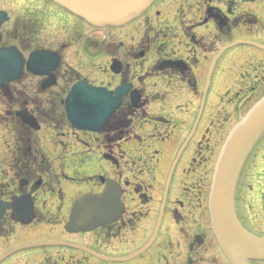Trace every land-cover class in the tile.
I'll return each mask as SVG.
<instances>
[{
	"label": "rangeland",
	"instance_id": "1",
	"mask_svg": "<svg viewBox=\"0 0 264 264\" xmlns=\"http://www.w3.org/2000/svg\"><path fill=\"white\" fill-rule=\"evenodd\" d=\"M201 1L222 6L219 0ZM241 1H243L240 4L241 10L253 12L263 22L249 34L243 31L246 35L243 38L264 44V0H255V3ZM201 5L199 0H154L139 18L122 28L99 31L95 27L83 26L79 31V40L84 38V47L89 49L101 35L107 36L105 38L107 42L115 40L116 33L121 36L127 47L141 40L143 30L145 36L155 38L159 34V29L166 28L167 32L163 31L164 36L159 42L154 41L145 58H140L132 64L131 72L137 76H143L152 60L161 53L169 57L194 59L196 62L193 64L198 86L195 93L176 77L171 79L165 75H156L144 79L145 85L159 97L152 100L149 106L141 107L139 116L134 119L135 123L147 119L136 128L140 133L139 138H133L138 137L137 134L131 136V139L121 141L115 149L116 152L123 153L115 156L127 169L122 170V180L128 179L132 183L130 185L128 182L125 183L128 189L126 188L123 198L127 206L120 221L111 227L113 232L109 231L106 234V231L98 230L75 236L65 231L64 221L70 201L92 189V184L96 185L93 180L89 182L87 179L100 172L111 177L117 176L119 174L116 167L102 157L100 148L96 145L91 147L93 144L91 141L86 143L75 136L74 129L59 128L54 131L53 123L39 116H36V119L42 128L38 132L22 127L15 114L19 109L25 108L34 114L38 108H43L48 112L49 118L51 114L62 118L61 109L56 104L51 111H49L51 106L42 105L40 100L44 95L38 94V89L32 83L27 84L30 92L27 97L36 101L31 103L32 105L24 104L23 101L17 102V98L27 100V97L21 96L18 91H12V96H9L0 90V182L11 179L12 172L8 164L19 154L16 149L25 148L31 138V145L37 148L41 146L47 157L53 161V171L60 174L58 183L67 203L58 225L34 221L28 225L15 226L13 234L7 240L9 246L43 241L80 240L86 245L95 243L99 251L109 255L124 256L139 249L152 237L161 198L167 191L160 227L154 241L144 253L129 262L85 258L82 264H187L188 256L193 258L194 264H229L210 227L208 194L213 168L228 131L264 93V90H260L259 94L249 100L245 98L241 103L244 91L240 89L252 82L264 69V50L248 44L232 46L223 52L210 71L212 53L207 54V57H201L198 50L191 52V45L182 28L183 23L196 14ZM195 31L199 35H208L212 27L207 23ZM70 45L65 52L66 66L79 68V71L89 70L88 65L85 68L79 64L75 45ZM101 58L106 59V55H102ZM84 61L88 62L85 59ZM99 66L95 70L94 80L97 78L100 82L110 83L113 74L108 68L103 67L104 61L101 67ZM12 85L15 87L16 84ZM202 96L205 97L204 106L199 121L188 139ZM239 106L241 113L236 116L235 107L238 110ZM220 116L229 121L227 133L226 130L224 133H218L225 124L223 120L220 125ZM159 118L167 120L169 125L154 121ZM245 167L240 179L248 180L252 188L246 194L240 191V194H243L241 205L246 202L252 206L247 211L251 216L247 225L263 234L264 202H260L259 195H264V139L254 148ZM4 171L8 173L4 174ZM169 177V186L166 190ZM7 183L10 182L7 180ZM95 187L98 190V186ZM38 204L44 206V212L56 215L57 206L60 204L58 194L43 195L39 198ZM175 209H179L180 214L176 221L173 215ZM197 234L204 236L202 243L196 242ZM189 243L195 245L193 252L188 248ZM62 248L64 247L59 245L32 246L19 249L8 259L15 260L14 263L25 259L39 263L46 252Z\"/></svg>",
	"mask_w": 264,
	"mask_h": 264
},
{
	"label": "flooded vegetation",
	"instance_id": "2",
	"mask_svg": "<svg viewBox=\"0 0 264 264\" xmlns=\"http://www.w3.org/2000/svg\"><path fill=\"white\" fill-rule=\"evenodd\" d=\"M219 1L224 7L213 4L212 2H201L202 5L198 9V12L188 18L186 22L183 21L182 28L191 45L190 51L195 52L198 50L201 57H207V54L215 53L222 45L228 42L237 38L246 37V35L243 34V31H246L249 34V32L255 31L258 23H260L259 19L251 12L245 11L241 13V10L237 9L243 1ZM244 1H250V3L256 2L255 0ZM144 22H146V19ZM148 23L150 24L149 21ZM207 23L212 27V31L208 33V35H199L195 29ZM83 26L89 25L79 17L69 13L65 8L54 3L52 0H0V49L9 47L14 48L20 53L24 60L35 50H52L57 52L60 60L58 67L50 73V77L54 80L53 86H45L44 88L43 86L46 85L45 81L48 77L31 74L26 70L25 65L20 78L16 82H13V84H16L15 87H13V85L11 86L10 83L6 88L0 90L5 94L10 93L11 96L12 91H18L21 96L27 97V95L30 94L27 84L32 83L41 94H44V98L40 100L42 105L58 104L61 106L63 104V98L70 89V86L77 81L87 80L91 85H102L109 90H112L119 84H132V88L123 97L121 107L110 119L107 126L99 132L76 131L79 136L82 134L84 139H88V141H91L94 145L100 148L102 150V155L105 156L109 154L108 157H110V163L113 167H116V171L119 174L111 177L106 173L100 172L87 179L89 182L93 180L96 184L95 186H98L97 188L99 191L103 188L105 181L110 178H113L119 183H127V179L122 180L121 175L124 167L118 160V157L115 156L116 154H122V152H116L115 149L119 146L121 141L131 139V136L136 134L138 137L133 138H139L140 136V133H138L136 128L141 122H134L135 117L139 116L140 110L133 109L131 92L134 89L137 90V101L140 105V109L143 106H149L150 102L159 97V95L145 85L144 79L147 76L165 75L171 79L176 77L182 80L195 93V91L198 90V86L193 71V64L196 62L194 59L189 60L180 57H169L161 53L152 60L143 76H137L131 72L132 64L140 60V58H145L154 41L159 42L164 36L163 31L165 33L167 32L166 28H164V30H158V38H154V36H150L149 38L146 37L145 31L143 30V35L145 37L142 36L139 42L127 47H125L127 44L121 40V36L116 33L114 35V38L116 39L108 40L107 42L105 41L107 36L101 35L99 40H96L94 44L90 45L89 49H86V47H84V38H82L81 41L79 40V31ZM98 30L102 31V29ZM257 31L259 33V30ZM69 45H75V54L79 57V64L85 68L88 65L89 70L83 71L81 69L82 71H79V68L66 66L65 52ZM102 55H106V59L101 58ZM108 57L109 62L106 63ZM83 58L88 62H85ZM113 58H117L121 62V71L116 75L112 73L113 80L110 83H96L99 79L95 78L94 80L95 70L99 65V67H101V64H99L100 60L105 62V66L103 67L108 68L109 70V65ZM188 81H193L194 87L189 86L187 83ZM240 90L244 91V95L242 94L241 96L243 97L241 98V103L245 98H247L246 100H249L259 94L260 90H264V69L260 75L256 76L252 82L248 83L247 86ZM16 100L23 101L24 104H31L32 101L29 97H27V100H21V98H17ZM240 113V106L238 107V110L237 107H235L234 114L238 116ZM120 117H123L122 124L119 122ZM223 120L225 119H222V116H220V125ZM160 121L163 125L169 124L165 119H160ZM228 122L229 121L225 120L222 131L220 129L218 133L221 134L225 132L228 127ZM227 131L228 130H226V133ZM263 139L264 136L259 144L262 143ZM16 152H19V154L16 157H13L11 163L8 164L10 171L12 172L11 179L5 178L10 183H7V180L5 182H0V199L13 203L14 197L28 195L33 202V222H46L51 225H58L59 218L63 217L67 203L64 194L62 193V189L59 187L58 179L55 178L57 173L46 168L47 163H43L36 158L38 152L23 147H18ZM43 167H45V169ZM129 169H131V167H129ZM3 173L7 174L8 172L4 171ZM21 179L23 180L21 181ZM95 186L92 184L91 188L95 189ZM251 188L252 184L249 183L248 180H244V178L239 179L236 190L235 205L238 217L243 225L247 229L254 231L247 225L251 218V216L247 214V211H249L252 206L246 202L244 205H241V202L243 203L241 197L243 194H246L249 189L251 190ZM240 191L244 193L240 194ZM49 193L58 194L60 204L57 206L58 211L56 215L44 212V206L38 204L39 198L43 195L46 196ZM259 199L260 202H264V195L260 194ZM245 204H247V206H245ZM177 210L178 209H175V211ZM12 212L13 210L11 208L7 209L2 217H0V256L6 254L15 247L14 245L9 246L7 240H9L13 234L14 227L21 224L13 218ZM112 228L104 231L107 232L109 230L110 232H113ZM254 232L264 236V233L262 234L258 231ZM76 236H79V234ZM202 237L204 236L202 235ZM71 242L78 245L84 244L80 240H72ZM87 246L97 252L107 254L103 251H99L98 246L95 243ZM189 247L193 252L195 245L189 243ZM53 251H49V253L46 252L44 257L40 259L39 263L31 262L30 259L14 263L15 260L8 259L14 254L12 253L2 259L0 264H82V262L85 261V258L97 259L89 253L74 247H64Z\"/></svg>",
	"mask_w": 264,
	"mask_h": 264
},
{
	"label": "water",
	"instance_id": "3",
	"mask_svg": "<svg viewBox=\"0 0 264 264\" xmlns=\"http://www.w3.org/2000/svg\"><path fill=\"white\" fill-rule=\"evenodd\" d=\"M53 1L81 17L90 25L102 28L124 25L139 16L153 0ZM252 44L264 48L262 45ZM4 51L3 55L0 54L1 87H6L11 81L18 79L23 66L22 59L18 54L8 50ZM57 65L58 58L51 61L47 55L39 54V56L34 55L30 58L28 70L35 74L49 73ZM111 70L115 73L121 71V64L117 59L113 60ZM129 88V86L124 85L110 92L105 88L88 87L85 82L75 84L65 101L68 119L76 128L94 132L100 131L119 107L123 95ZM136 103L137 97L134 94L133 105ZM17 116L21 118L24 124L34 129L37 128L35 119L27 113L19 111ZM263 134L264 96L231 129L214 167L208 200L210 226L221 251L230 264H250L251 260H264V237L257 236L244 228L237 218L234 206L235 189L240 172L248 155ZM120 194L119 185L113 181H108L101 194H87L80 197L72 207L66 229L69 232H86L111 223L123 209ZM9 207L14 209L13 218L15 220L22 223L31 221L33 213L28 197H20L19 200H15L14 205L0 201V216ZM198 240L200 241L199 238ZM150 242L134 254L122 258H110L92 253L105 260L125 261L142 253ZM52 243L62 244V242H36L19 246L15 250ZM81 248L90 251L85 247Z\"/></svg>",
	"mask_w": 264,
	"mask_h": 264
},
{
	"label": "trees",
	"instance_id": "4",
	"mask_svg": "<svg viewBox=\"0 0 264 264\" xmlns=\"http://www.w3.org/2000/svg\"><path fill=\"white\" fill-rule=\"evenodd\" d=\"M187 78H188V76H187ZM187 83L189 84V86L194 87V86H193V81H188ZM120 116H123V115H120ZM119 122H120V124H122V122H123V117H120V118H119Z\"/></svg>",
	"mask_w": 264,
	"mask_h": 264
}]
</instances>
